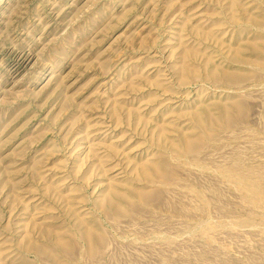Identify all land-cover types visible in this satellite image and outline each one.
Listing matches in <instances>:
<instances>
[{
  "label": "rangeland",
  "instance_id": "1",
  "mask_svg": "<svg viewBox=\"0 0 264 264\" xmlns=\"http://www.w3.org/2000/svg\"><path fill=\"white\" fill-rule=\"evenodd\" d=\"M0 1V264H264V0Z\"/></svg>",
  "mask_w": 264,
  "mask_h": 264
},
{
  "label": "bare ground",
  "instance_id": "2",
  "mask_svg": "<svg viewBox=\"0 0 264 264\" xmlns=\"http://www.w3.org/2000/svg\"><path fill=\"white\" fill-rule=\"evenodd\" d=\"M186 151H187V149H186ZM239 181V180H238ZM248 184V183H247ZM247 188V187H246ZM88 239V238H87Z\"/></svg>",
  "mask_w": 264,
  "mask_h": 264
},
{
  "label": "water",
  "instance_id": "3",
  "mask_svg": "<svg viewBox=\"0 0 264 264\" xmlns=\"http://www.w3.org/2000/svg\"><path fill=\"white\" fill-rule=\"evenodd\" d=\"M2 3V1H0V4Z\"/></svg>",
  "mask_w": 264,
  "mask_h": 264
}]
</instances>
